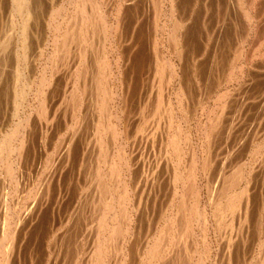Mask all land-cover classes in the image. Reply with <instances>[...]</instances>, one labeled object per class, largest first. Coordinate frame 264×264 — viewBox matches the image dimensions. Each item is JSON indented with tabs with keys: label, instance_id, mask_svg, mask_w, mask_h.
Returning <instances> with one entry per match:
<instances>
[{
	"label": "rangeland",
	"instance_id": "374dc122",
	"mask_svg": "<svg viewBox=\"0 0 264 264\" xmlns=\"http://www.w3.org/2000/svg\"><path fill=\"white\" fill-rule=\"evenodd\" d=\"M83 3L84 5H80ZM15 4V0H0V142L4 138H10L9 145L12 146L3 149V153L0 152V238L13 232L16 243L12 244L9 251H17L14 252L15 256L9 252L11 260L7 264H91L90 252H93L96 240H99L94 235L98 234L96 221H99L101 212H104L102 206L97 204L105 197V200L115 201L113 208L119 210L114 209L117 219L115 225H118V229L122 227V232L117 235L120 237L115 238L114 245H106L107 250L102 251L103 259L111 255L113 259H104L101 264H156L157 261L158 264H264V0H27L31 18L27 23L25 37L21 36L23 15L19 14ZM93 8H96V12L92 11ZM70 18L74 19V25ZM89 25L92 26L91 29H88ZM109 27L111 28L108 29ZM63 29H66V33H63ZM68 33L67 38L64 34ZM79 34H83V39L87 37L86 42L79 38ZM59 41L64 42L60 48L57 46V43L60 45ZM79 48L82 50L79 51ZM62 49L69 51V54L63 53ZM97 58H100L99 61ZM103 59L105 60L102 61ZM100 69L104 71L101 72ZM76 75L80 76L77 79L82 84L75 79ZM99 76L105 77L101 80ZM48 84L51 85L47 86ZM42 87L47 88L42 90ZM41 92L44 93V98ZM112 93H115L113 97ZM73 95L77 96L74 98ZM78 96L80 100L74 104L73 99L77 100ZM121 97L125 99L120 100ZM40 103L47 106H44L43 117L38 115L42 105ZM104 108L110 112H106ZM112 112H116V115ZM25 118L29 120H23ZM110 125L117 126L112 129ZM16 127L17 133L13 135ZM18 141L22 143L21 153L13 149L14 143L20 144ZM173 144L179 147L178 150L173 149ZM175 151H179L177 157L181 155L180 160L174 156L177 153ZM188 162L189 167L186 165ZM8 163H14L11 165L13 176L6 171ZM198 169L203 170L199 172ZM188 173L199 193L195 209L198 214L192 207L195 200L185 194L189 191L186 185ZM107 174H110L109 178ZM235 175L239 179L236 178L232 183ZM99 176H103V179ZM174 187L180 193L183 192L182 196L180 193L178 196L172 194ZM124 190L127 191V198L119 199L124 196ZM96 192L98 193L95 194ZM178 197L182 198L177 200ZM95 204L96 209L93 207ZM230 204L232 205L229 206ZM224 206L225 209H222ZM173 212L179 214L176 216ZM200 214L199 218L196 217ZM118 216L123 217V225ZM202 216L207 218L206 221ZM219 216L220 219L217 218ZM162 228L168 230L164 231ZM123 229H126L125 232ZM138 229L142 231L139 233ZM176 230L181 236L185 233L183 237L186 239L180 237ZM186 233H190L191 237ZM6 236L5 239L8 238ZM177 237L180 238L176 241L181 243L173 244ZM107 238L110 239L108 236ZM168 238H173L170 240L172 243ZM7 243L8 249L10 242ZM156 244L159 246L157 255L152 253ZM150 245L151 248H148Z\"/></svg>",
	"mask_w": 264,
	"mask_h": 264
},
{
	"label": "bare ground",
	"instance_id": "6f19581e",
	"mask_svg": "<svg viewBox=\"0 0 264 264\" xmlns=\"http://www.w3.org/2000/svg\"><path fill=\"white\" fill-rule=\"evenodd\" d=\"M63 1H64V0H63ZM77 1H78V0H77ZM82 1H83V0H82ZM98 1H99V0H98ZM103 1H104V0H103ZM245 1H246V0H245ZM254 1H255V0H254ZM15 2H16L15 7H17V10L20 12L19 14H20V15H21V14L23 15V17H22V18H23V19H22V20H23V22H22L23 25L21 24V25H22V27H21V28H22V29H21L22 32H21V31H20V32L23 34V35H21V36L25 37L24 33H25L26 29H27V23H29L28 21H29L30 18H31V11H30L29 6L27 5V0H15ZM84 2H85V1H84ZM110 2H111V1H110ZM117 2H118V1H117ZM32 3H33V2H32ZM36 3H37V2H36ZM36 3H35V4H36ZM92 3H93V2H92ZM102 3H103V2H102ZM107 3H108V2H107ZM170 3H171V2H170ZM37 4H38V3H37ZM78 4H79V2H78ZM86 4H87V3H86ZM96 4H97V3H96ZM103 4H104V3H103ZM16 5H17V6H16ZM80 5H84V3H83V4H80ZM88 5H89V3H88ZM90 5L92 6V4H90ZM131 5H132V4H131ZM252 5H253V4H252ZM256 5H257V4H256ZM75 6H76V5H75ZM91 6H90V7H91ZM99 6H100V5H99ZM132 6H133V5H132ZM177 6H178V5H177ZM180 6H181V4H180ZM71 7H72V6H71ZM77 7H78V6H77ZM90 7H88V8H90ZM93 7H94V6H93ZM102 7H103V6H102ZM106 7H107V5H106ZM109 7H111V5H110ZM133 7H134V6H133ZM136 7H137V6H136ZM54 8H55V7H54ZM123 8H124V5H123ZM167 8H168V7H167ZM80 9H81V8H80ZM85 9H86V8H85ZM90 9H91V8H90ZM105 9H106V8H105ZM130 9H131V7H130ZM255 9H256V8H255ZM255 9H254V10H255ZM57 10H58V9H57ZM75 10H77V11H76V12H77L76 14H78V12H79L78 9L76 8ZM117 10H118V9H117ZM131 10H132V9H131ZM18 11H16V12H18ZM51 11H52V10H51ZM72 11H73V10H72ZM88 11H89V10H87V12H88ZM92 11H93V12H96V8H93ZM92 11H91V13H92ZM108 11H109V9H108ZM141 11H142V10H141ZM166 11H167V10H166ZM65 12H66V11H65ZM85 12H86V11H85ZM123 12H124V11H123ZM256 12H257V10H256ZM81 13L83 14V11H82ZM81 13H80V14H81ZM98 13H99V11H98ZM101 13H102V12H101ZM124 13H125V12H124ZM134 13H135V12H134ZM180 13H181V12H180ZM76 14H75V15H76ZM87 14H88V13H87ZM96 14H97V13H96ZM116 14H117V13H116ZM116 14H115V15H116ZM52 15H53V14H52ZM85 15H86V14H85ZM94 15H95V14H94ZM100 15H101V14H100ZM100 15H99V16H100ZM128 15H129V14H128ZM176 15H177V14H176ZM13 16H14V15H13ZM18 16H19V15H18ZM79 16H80V15H79ZM83 16H84V14H83ZM87 16H88V15H87ZM133 16H134V15H133ZM34 17H35V16H34ZM71 17H72V16H71ZM74 17H75V16H74ZM84 17H85V16H84ZM84 17H83V18H84ZM89 17H90V16H89ZM92 17H93V16H92ZM102 17H103V15H102ZM102 17H100V21H102ZM120 17H122V16H120ZM175 17H176V16H175ZM175 17H174V18H175ZM72 18H73V17H72ZM87 18H88V17H87ZM90 18H91V17H90ZM95 18H97V16H95ZM104 18H105V17H104ZM104 18H103V20H104ZM118 18H119V17H118ZM127 18H128V17H127ZM170 18H171V17H170ZM68 19H69V18H68ZM92 19H94V18H92ZM12 20H13V19H12ZM70 20H71V18H70ZM72 20H74V19H72ZM72 20H71V21H72ZM75 20H76V18H75ZM80 20H81V19H80ZM84 20H85V19H84ZM90 20H91V19H90ZM128 20H129V19H128ZM175 20H176V18H175ZM88 21H89V20H88ZM95 21H96V20H95ZM95 21L93 20V22H95ZM111 21H112V20H111ZM72 22H73V21H72ZM76 22H77V20H76ZM81 22H82V21H81ZM93 22H92V23H93ZM97 22H98V20H97ZM184 22H185V21H184ZM59 23H60V22H59ZM59 23H58V24H59ZM85 23H86V22H85ZM89 23H91V22L89 21ZM95 23H96V22H95ZM100 23H101V22H100ZM100 23H99V24H100ZM176 23H177V21H176ZM32 24H33V23H32ZM34 24H35V23H34ZM53 24H54V23H53ZM68 24L71 25V23H68ZM78 24H79V23H78ZM78 24L76 23L75 25H78ZM83 24H84V22H83ZM93 24H94V23H93ZM123 24H124V23H123ZM137 24H139V23H137ZM178 24H179V23H178ZM178 24H177V26H178ZM73 25H74V22H73ZM91 25H92V24H91ZM91 25H89L90 27H88V29H89V28L91 29V27H92ZM102 25H103V24H102ZM111 25H112V24H111ZM150 25H151V24H150ZM68 26H69V25H68ZM78 26H79V25H78ZM82 26L84 27L85 25H82ZM96 26H97V24H96ZM100 26H101V25H100ZM112 26H113V25H112ZM138 26H139V25H138ZM177 26H176V27H177ZM61 27H62V26H61ZM64 27H65V26H64ZM64 27H63V28H64ZM71 27H72V26H71ZM162 27H163V26H162ZM176 27H175V28H176ZM185 27H186V26H185ZM58 28H59V27H58ZM68 28H69V27H68ZM72 28L74 29V27H72ZM79 28H80V27H79ZM100 28H101V27H100ZM110 28H111V27H109L108 29H110ZM135 28H136V27H135ZM173 28H174V27H173ZM177 28H179V27H177ZM60 29H61V28H60ZM70 29H71V28H70ZM82 29H83V28H82ZM85 29H86V28H85ZM85 29H84V31H85ZM92 29H93V28H92ZM151 29H152V28H151ZM183 29H184V28H183ZM246 29H247V28H246ZM257 29H258V28H257ZM12 30H13V29H12ZM63 30H64L63 33H66V31H65L66 29H63ZM135 30H136V29H135ZM162 30H163V29H162ZM79 31H80V29H79ZM84 31H81V32H84ZM92 31H93V30H92ZM174 31H175V30H174ZM14 32H15V31H14ZM16 32H17V31H16ZM20 32H19V33H20ZM51 32H52V31H51ZM61 32H62V30H61ZM71 32H72V30H71ZM71 32H70V33H71ZM74 32H75V31H73V34H74ZM86 32H88V31H86ZM89 32H91V31H89ZM118 32H119V31H118ZM147 32H148V31H147ZM17 33H18V32H17ZM58 33H59V31H58ZM160 33H161V32H160ZM172 33H173V32H172ZM258 33H259V32H258ZM14 34H15V33H14ZM14 34H13V35H14ZM32 34H33V33H32ZM61 34H62V33H61ZM75 34H77V33H75ZM88 34H89V33H88ZM137 34H139V33H137ZM141 34H143V33H141ZM10 35H11V34H10ZM17 35H18V34H17ZM19 35H20V34H19ZM51 35H52V34H51ZM65 35H67L66 37L68 38L69 33H68V34H64V36H65ZM82 35H83V34H82ZM82 35L79 34L80 37H79V36H77V37L82 38V37H81ZM92 35H93V34H92ZM103 35H104V34H103ZM168 35H169V34H168ZM172 35H174V34H172ZM176 35H177V33H176ZM11 36H12V35H11ZM62 36H63V35H62ZM62 36H61L60 38H62ZM71 36H72V35H71ZM87 36H88V35H87ZM93 36H94V35H93ZM117 36H118V35H117ZM169 36H170V35H169ZM261 36H262V35H261ZM9 37H10V36H9ZM31 37H33V36H31ZM66 37H64V38L67 39ZM88 37H89V36H88ZM175 37H176V36H175ZM0 38H1V37H0ZM18 38H20V36H18ZM56 38H57V37H56ZM60 38H58V39L60 40ZM86 38H87V37H86ZM86 38H85V39L82 38L83 41L86 42ZM96 38H97V37H96ZM159 38H160V37H159ZM10 39H11V38H10ZM54 39H55V38H54ZM118 39H119V38H118ZM120 39H121V38H120ZM126 39H127V38H126ZM169 39H170V38H169ZM172 39H173V40H176V39H174V38H172ZM30 40H31V38H30ZM45 40H46V39H45ZM61 40H62V39H61ZM63 40H64V39H63ZM76 40H77V41H76ZM167 40H168V39H167ZM4 41H5V40H4ZM52 41H53V38H52ZM56 41H57V40H56ZM70 41H71V39H70ZM75 41L78 42V39L75 38ZM80 41H81V40H80ZM80 41H79V43H81ZM165 41H166V40H165ZM15 42H16V41H15ZM23 42H24V41H23ZM23 42H22V43H23ZM31 42H32V41H31ZM53 42H55V41H53ZM53 42H52V43H53ZM68 42H69V41H68ZM73 42H74V41H73ZM94 42L96 43V41H94ZM101 42H102V41H100V43H101ZM155 42H156V41H155ZM241 42H242V41H241ZM262 42H263V41H262ZM50 43H51V42H50ZM59 43H60V45H58V43H57V46H58V47L61 46V43H64V42H63V41H61V42L59 41ZM71 43H72V42H71ZM139 43H140V42H139ZM139 43H138V44H139ZM184 43H185V42H184ZM68 44H70V43H68ZM82 44L84 45V43H81V45H82ZM93 44H94V43H93ZM119 44H120V43H119ZM70 45H71V44H70ZM70 45H69V46H70ZM78 45H79V44H78ZM81 45H80V46H81ZM176 45H177V44H176ZM176 45H175V46H176ZM20 46H21V45H20ZM23 46H24V45H23ZM29 46H30V44H29ZM66 46H68V45L66 44ZM66 46H65V47H66ZM72 46H73V45H72ZM93 46H94V45H93ZM95 46H96V45H95ZM100 46H101V45H100ZM6 47H7V46H6ZM81 47H82V46H81ZM120 47H121V46H120ZM238 47H240V46H238ZM24 48H25V47H24ZM55 48H56V47H55ZM59 48H60V47H59ZM61 48H62V47H61ZM63 48H64V47H63ZM104 48H105V47H104ZM118 48H119V47H118ZM3 49H4V48H3ZM6 49H7V48H6ZM6 49H5V51H6ZM46 49H47V48H46ZM69 49H71V48H69ZM69 49H67V50H69ZM79 49H80V48H79ZM91 49H93V48H91ZM187 49H188V48H187ZM238 49H239V48H238ZM15 50H16V49H15ZM57 50H58V48H57ZM62 50H63V49H62ZM75 50H76V49H75ZM81 50H82V49H80L79 51H81ZM239 50H240V49H239ZM40 51H41V50H40ZM59 51H60V49H59ZM59 51H58V53H59ZM76 51H77V50H76ZM97 51H98V50H97ZM125 51H126V50H125ZM175 51H176V50H175ZM1 52H2V51H1ZM43 52H44V51H43ZM64 52L67 53V54H69V53H68L69 51H66V50L64 51V50H63V53H64ZM140 52H141V51H140ZM238 52H239V51H238ZM13 53H14V52H13ZM55 53H57L56 50H55ZM81 53L84 54V52H81ZM87 53H88V52H87ZM239 53H240V52H239ZM35 54H36V53H35ZM61 54H62V53H61ZM96 54H97V52H96ZM163 54H164V53H163ZM4 55H5V54H4ZM22 55H23V54H22ZM30 55H31V54H30ZM75 55H77V54H75ZM98 55H99V54H98ZM243 55H244V54H243ZM39 56H40V55H39ZM60 56H62V55H60ZM159 56H160V55H159ZM159 56H158V57H159ZM27 57H28V56H27ZM49 57H50V56H49ZM73 57H74V56H73ZM86 57H87V55H86ZM101 57H102V56H101ZM110 57H111V56H110ZM235 57H236V56H235ZM244 57H245V56H244ZM60 58H61V57H60ZM60 58H59V60H61ZM7 59H8V58H7ZM28 59H29V58H28ZM95 59H96V58H95ZM97 59H98V58H97ZM99 59H100V58H99ZM99 59H98V61H99ZM219 59H220V58H219ZM235 59H236V58H235ZM24 60H25V59H24ZM49 60H50V59H49ZM91 60H92V59H91ZM104 60H105V59H103L102 61H104ZM125 60H126V59H125ZM212 60H213V59H212ZM25 61H26V60H25ZM32 61H33V60H32ZM53 61H54V60H53ZM56 61H57V60H56ZM79 61H80V60H79ZM86 61H87V60H86ZM169 61H170V60H169ZM23 62H24V61H23ZM54 62H55V61H54ZM83 62H84V61H82V63H83ZM117 62H118V61H117ZM179 62H180V61H179ZM188 62H189V61H188ZM31 63H33V62H31ZM51 63H52V62H51ZM58 63H60V62L58 61ZM61 63H62V62H61ZM97 63H98V62H97ZM108 63H109V62H108ZM159 63H160V62H159ZM165 63H166V62H165ZM4 64H5V63H4ZM52 64H53V63H52ZM62 64H63V63H62ZM77 64H78V63H77ZM13 65H14V64H13ZM54 65H55V64H54ZM80 65H81V64H80ZM103 65H104V64H103ZM124 65H125V64H124ZM126 65H127V64H126ZM161 65H162V64H161ZM175 65H176V64H175ZM179 65H180V64H179ZM195 65H196V64H195ZM28 66H29V65H28ZM46 66H47V65H46ZM81 66H82V65H81ZM89 66H90V65H89ZM96 66H97V64H96ZM96 66H95V67H96ZM100 66H101V64H100ZM100 66H99V67H100ZM104 66H105V65H104ZM166 67H167V66H166ZM91 68H92V66H91ZM109 68H110V67H109ZM131 68H132V67H131ZM161 68H162V67H161ZM262 68H263V67H262ZM67 69H69V68H67ZM70 69H71V68H70ZM81 69H82V68H81ZM168 69H170V68H168ZM195 69H196V67H195ZM239 69H241V68H239ZM22 70H23V69H22ZM52 70H53V69H52ZM85 70H86V69H85ZM85 70H84V71H85ZM98 70H99V69H98ZM117 70H118V69H117ZM177 70H178V69H177ZM86 71H87V70H86ZM96 71H97V70H96ZM100 71L102 72V71H104V70H101V69H100ZM105 71H106V70H105ZM164 71H165V70H164ZM195 71H196V70H195ZM79 72H80V71H79ZM98 72H99V71H98ZM107 72H108V71H107ZM125 72H126V71H125ZM96 73H97V72H96ZM103 73H105V72H103ZM160 73H161V72H160ZM196 73H198V71H197ZM228 73H229V72H228ZM78 74H79V73H78ZM105 74H106V73H105ZM105 74H104V75H105ZM167 74H168V73H167ZM203 74H204V73H203ZM22 75H23V74H22ZM66 75H67V74H66ZM81 75H84V74H81ZM94 75L96 76V74H94ZM99 75H100V74H99ZM101 75H102V74H101ZM133 75H134V74H133ZM232 75H233V74H232ZM31 76H32V75H31ZM42 76H44V75H42ZM69 76H70V75H69ZM77 76H79V75H76V76H75V79L78 78ZM84 76H85V75H84ZM128 76H129V75H128ZM181 76H182V75H181ZM203 76H204V75H203ZM73 77H74V76H73ZM85 77H86V76H85ZM99 77H100V76H99ZM102 77H105V76H102ZM102 77H100L101 80H102ZM106 77H107V76H106ZM166 77H168V76H166ZM176 77H177V76H176ZM14 78H15V77H14ZM20 78H21V76H20ZM45 78H46V77H45ZM79 78H80V76H79ZM81 78H83V76H82ZM86 78H87V77H86ZM95 78H96V77H95ZM100 78H99V79H100ZM160 78H161V77H160ZM204 78H205V77H204ZM47 79H48V78H47ZM55 79H56V78H55ZM91 79H92V78H91ZM93 79H94V77H93ZM99 79H97V80H99ZM121 79H122V78H121ZM189 79H190V78H189ZM52 80H53V79H52ZM77 80H78V79H77ZM94 80H95V79H94ZM97 80H96V83L98 82ZM103 80H104V79H103ZM154 80H156V79H154ZM15 81H16V80H15ZM24 81H25V80H24ZM55 81H56V80H55ZM73 81H75V80L73 79ZM84 81H85V79H84ZM86 81H87V80H86ZM99 81H100V80H99ZM144 81H145V80H144ZM158 81H159V80H158ZM164 81H165V80H164ZM218 81H219V80H218ZM40 82H41V81H40ZM45 82H46V81H45ZM78 82H80V81L78 80ZM109 82H110V81H109ZM109 82H108V84H109ZM138 82H139V81H138ZM166 82H167V81H166ZM43 83H44V82H43ZM73 83H74V82H73ZM75 83H76V82H75ZM80 83L82 84L83 82H80ZM100 83H101V82H100ZM105 83H106V82H105ZM117 83H118V82H117ZM164 83H165V82H164ZM76 84H77V83H76ZM81 84H80V85H81ZM101 84H102V83H101ZM106 84H107V83H106ZM41 85H42V83H41ZM49 85H51V84H48L47 86H49ZM89 85H90V83H89ZM96 85L98 86V84H96ZM193 85H195V84H193ZM247 85H248V84H247ZM37 86H38V85H37ZM81 86H83V85H81ZM81 86H80V87H81ZM86 86H87V85H86ZM101 86H102V85H101ZM87 87H88V86H87ZM103 87L106 88V86H103ZM159 87H160V86H159ZM180 87H181V86H180ZM15 88H16V87H15ZM15 88H14V90H15ZM39 88H40V90H41V87H39ZM46 88H47V87H46ZM46 88H44V89H46ZM69 88H70V87H69ZM100 88H101V87H100ZM155 88H157V87H155ZM177 88H178V87H177ZM0 89H2V88H0ZM44 89H43V87H42V90H44ZM49 89H50V88H49ZM72 89H73V88H72ZM90 89H91V87H90ZM97 89H98V88H97ZM114 89H115V88H114ZM189 89H190V88H189ZM80 90H81V89H80ZM100 90H101V89H100ZM116 90H117V89H116ZM116 90H115V92H116ZM179 90H180V89H179ZM202 90H203V89H202ZM46 91H47V90H46ZM46 91H45V92H46ZM52 91H53V90H52ZM73 91H74V90H73ZM76 91H77V90H76ZM82 91H83V90H82ZM82 91H81V92H82ZM109 91H110V90H109ZM109 91H108V92H109ZM111 91H112V90H111ZM111 91H110V92H111ZM120 91H121V90H120ZM166 91H167V90H166ZM13 92H14V91H13ZM77 92H78V91H77ZM79 92H80V91H79ZM97 92H98V91H97ZM102 92H103V91H102ZM122 92H123V91H122ZM124 92H125V91H124ZM128 92H129V91H128ZM161 92H163V91H161ZM243 92H244V91H243ZM41 93H42V92H41ZM105 93H107V92H105ZM120 93H121V92H120ZM178 93H179V92H178ZM224 93H225V92H224ZM13 94H14V93H13ZM17 94H18V93H17ZM17 94H16V95H17ZM43 94H44V93L41 94L42 97L44 96ZM73 94H75V92H74ZM76 94H78V93H76ZM79 94H80V93H79ZM94 94H95V93H94ZM103 94H104V92H103ZM103 94H102V95H103ZM107 94H109V93H107ZM110 94H111V93H110ZM113 94H115V93H112V95H111L112 97H113ZM122 94H123V93H122ZM122 94H121V95H122ZM203 94H204V93H203ZM221 94H222V93H221ZM227 94H228V93H227ZM1 95H2V93H1ZM82 95H83V94H82ZM102 95H101V96H102ZM118 95H119V94H118ZM127 95H128V93H127ZM210 95H211V94H210ZM237 95H238V94H237ZM251 95H252V94H251ZM36 96H37V95H36ZM66 96H69V95H66ZM70 96H71V95H70ZM76 96H77V95H75V97H76ZM72 97H74V95H73ZM72 97H69V98L72 99ZM75 97H74V98H75ZM116 97H117V96H116ZM116 97H115V98H116ZM118 97H119V96H118ZM124 97H125V96H124ZM129 97H130V96H129ZM192 97H193V96H192ZM220 97H221V96H220ZM237 97H238V96H237ZM15 98H17V97H15ZM43 98H44V97H43ZM98 98H99V97H98ZM105 98H107V97H105ZM109 98H110V97H109ZM109 98H108V99H109ZM125 98H126V97H125ZM125 98H122V97H121L120 100H121V99H125ZM149 98H150V97H149ZM153 98H154V97H153ZM163 98H164V97H163ZM179 98H180V97H179ZM179 98H178V99H179ZM210 98H211V97H210ZM76 99H77V98H76ZM90 99H91V98H90ZM118 99H119V98H118ZM128 99H129V98H128ZM188 99H189V98H188ZM237 99H238V98H237ZM25 100H26V99H25ZM32 100H33V99H32ZM36 100H37V99H36ZM47 100H48V98H47ZM73 100H74V104H75L76 101H77V103H78V101L80 100V99H79V96H78V99H77V100H75V99H73ZM184 100H185V99H184ZM235 100H236V99H235ZM34 101H35V100H34ZM40 101H42V99H41ZM44 101H45V99H44ZM51 101H52V100H51ZM53 101H54V100H53ZM125 101H126V100H125ZM12 102H13V101H12ZM32 102H33V101H32ZM62 102H63V101H62ZM102 102H103V100H102ZM110 102H111V101H110ZM112 102H113V101H112ZM118 102H119V101H118ZM168 102H170V101L168 100ZM183 102H187V101H183ZM183 102H182V103H183ZM236 102H237V101H236ZM45 103H46V102H45ZM68 103H69V102H68ZM77 103H76V104H77ZM84 103H85V102H84ZM99 103H101V101H100ZM106 103H109V102H106ZM175 103H176V102H175ZM194 103H195V102H194ZM40 104H42V103H40ZM62 104H63V103H62ZM103 104H104V103H103ZM124 104H125V102H124ZM220 104H221V103H220ZM223 104H224V103H223ZM9 105H10V104H9ZM24 105H25V104H24ZM45 105H46V104H45ZM45 105L42 104L41 107H40V113H41V114L38 112V113H39L38 115H40V116L42 115L41 117H43V114L45 115V108H44ZM104 105H105V104H104ZM190 105H191V104H190ZM221 105H222V104H221ZM28 106H29V105H28ZM68 106H69V105H68ZM101 106H103V105H101ZM101 106H100V107H101ZM107 106H108V105H107ZM20 107H21V106H20ZM45 107H47V106H45ZM72 107H73V106H72ZM72 107H71V108H72ZM78 107H79V106H78ZM97 107H98V106H97ZM122 107H123V106H122ZM154 107H155V106H154ZM53 108H54V107H53ZM61 108H62V107H61ZM220 108H221V107H220ZM56 109H57V108H56ZM104 109H105L106 112H108V113L110 112V111H108V110H109L108 107H107L108 110H107L106 108H104ZM112 109H113V108H112ZM126 109H127V108H126ZM126 109H125V111H126ZM38 110H39V107H38ZM101 110H102V109H101ZM119 110H120V109H119ZM128 110H129V109H128ZM150 110H151V109H150ZM243 110H244V109H243ZM8 111H9V109H8ZM20 111H21V110H20ZM98 111H99V110H98ZM131 111H132V110H131ZM152 111H153V110H152ZM50 112H51V111H50ZM93 112H94V111H93ZM103 112H104V111H103ZM168 112H169V110H168ZM185 112H186V111H185ZM104 113H105V112H104ZM112 113H113L114 116L116 115V112H115V114H114V112H112ZM112 113H111V114H112ZM124 113H125V112H124ZM146 113H147V112H146ZM95 114H96V113H95ZM101 114H103V113H101ZM163 114H164V113H163ZM217 114H218V113H217ZM27 115H28V114H27ZM73 115H74V114H73ZM106 115H107V114H106ZM109 115H110V114H108V116H109ZM146 115H147V114H146ZM223 115H224V114H223ZM225 115H226V114H225ZM225 115H224V116H225ZM33 116H34V115H33ZM55 116H56V115H55ZM99 116H100V115H99ZM163 116H164V115H163ZM212 116H213V115H212ZM214 116H215V115H214ZM214 116H213V117H214ZM20 117H21V116H20ZM95 117H96V116H95ZM106 117H107V116H106ZM27 118H28V117H27ZM39 118H40V117H39ZM58 118H59V117H58ZM101 118H102V117H101ZM119 118H120V117H119ZM140 118H141V117H140ZM154 118H155V117H154ZM81 119H82V118H81ZM97 119H98V118H97ZM166 119H167V118H166ZM177 119H178V118H177ZM223 119H224V118H223ZM227 119H228V118H227ZM23 120L26 121V120H29V119H26V118H25V119H23ZM55 120H56V119H55ZM124 120H125V119H124ZM156 120H157V119H156ZM162 120H163V119H162ZM221 120H222V119H221ZM94 121H95V120H94ZM97 121H98V120H97ZM110 121H112V120H110ZM115 121H116V119H115ZM120 121H122V120H120ZM165 121H166V120H165ZM215 121H216V120H215ZM17 122H18V120H17ZM68 122H69V121H68ZM106 122H107V121H106ZM106 122H104V123L106 124ZM108 122H109V121H108ZM127 122H128V121H127ZM178 122H179V121H178ZM218 122H219V121H218ZM36 123H37V122H36ZM43 123H44V121H43ZM93 123H94V122H93ZM101 123H102V122H101ZM101 123H100V124H101ZM120 123H121V122H120ZM148 123H149V122H148ZM165 123H166V122H165ZM213 123H214V122H213ZM6 124H7V123H6ZM31 124H32V122H31ZM37 124H38V123H37ZM129 124H130V123H129ZM170 124H171V123H170ZM29 125H30V124H29ZM102 125H103V124H102ZM102 125H101V126H102ZM112 125H114V124H112ZM112 125H110V126L112 127ZM132 125H134V124H132ZM132 125H131V126H132ZM15 126H16V125H15ZM103 126H104V125H103ZM103 126H102V127H103ZM116 126H117V125H116ZM116 126H115V127H116ZM131 126H130V127H131ZM150 126H151V125H150ZM150 126H149V127H150ZM152 126H153V125H152ZM164 126H165V125H164ZM222 126H223V125H222ZM29 127H30V126H29ZM88 127H89V126H88ZM102 127H101V128H102ZM104 127H106V125H105ZM115 127H112V129L115 128ZM128 127H129V126H128ZM242 127H243V126H242ZM38 128H39V127H38ZM42 128H43V127H42ZM213 128H214V127H213ZM26 129H27V128H26ZM28 129H29V128H28ZM105 129H106V128H105ZM109 129H110V128H109ZM142 129H143V128H142ZM94 130H95V129H94ZM97 130H98V129H97ZM100 130H103V131H104V129H100ZM100 130H99V131H100ZM110 130H111V129H110ZM134 130H135V129H134ZM144 130H145V128H144ZM150 130H151V129H150ZM173 130H174V129H173ZM223 130H224V129H223ZM106 131H107V130H105V132H106ZM120 131H121V130H120ZM200 131H201V130H200ZM25 132H26V131H25ZM36 132H37V131H36ZM97 132H98V131H97ZM108 132H109V131H108ZM111 132H112V130H111ZM111 132H109V133H111ZM121 132H122V131H121ZM164 132H165V131H164ZM176 132H177V131H176ZM187 132H188V131H187ZM205 132H206V131H205ZM207 132H208V130H207ZM15 133H17V127H16L15 130H13V135H14ZM100 133H101V132H100ZM102 133H103V132H102ZM133 133H134V132H133ZM142 133H143V132H142ZM154 133H155V132H154ZM170 133H171V132H170ZM71 134H72V133H71ZM107 134H108V133H107ZM112 134H113V133H112ZM130 134H131V133H130ZM187 134H188V133H187ZM205 134H206V133H205ZM212 134H213V133H212ZM217 134H219V133H217ZM11 135H12V134H11ZM15 135H16V134H15ZM29 135H30V133H29ZM35 135H36V134H35ZM116 135H117V134H116ZM152 135H153V134H152ZM8 136H9V135H8ZM21 136H22V135H21ZM33 136H34V135H33ZM33 136H32V137H33ZM173 136H174V135H173ZM198 136H199V135H198ZM6 137H7V136H6ZM10 137H11V136H10ZM13 137H14V136H13ZM29 137H30V136H29ZM107 137H108V136H107ZM112 137H113V136H112ZM205 137H206V135H205ZM3 138H4V137H3ZM170 138H171V137H170ZM17 139H18V138H17ZM81 139H82V138H81ZM137 139H138V138H137ZM137 139H136V140H137ZM187 139H188V138H187ZM199 139H200V138H199ZM15 140H16V139H15ZM18 140H19V139H18ZM28 140H29V139H28ZM60 140H61V139H60ZM94 140H95V139H94ZM180 140H181V139H180ZM36 141H37V140H36ZM78 141H79V140H78ZM9 142H10V138H6V139L4 138V141L0 142V152H1L3 149H6L7 147L10 146V145H9ZM18 142H19V141H18ZM20 142H22V139H21ZM20 142H19V143H20ZM26 142H27V141H26ZM28 142H29V141H28ZM34 142H35V141H34ZM41 142H42V141H41ZM174 142H175V141H174V139H173V143H174ZM187 142H188V140H187ZM207 142H208V140H207ZM210 142H211V141H210ZM71 143H72V142H71ZM109 143H110V142H109ZM170 143H171V142H170ZM176 143H177V142H176ZM36 144H37V143H36ZM68 144H69V143H68ZM76 144H77V143H76ZM178 144H179V143H178ZM200 144H201V143H200ZM14 145H15V146H13L14 151H17V152L21 153L20 151H21V148H22V143H20V144H15V143H14ZM105 145L108 146L109 144H105ZM24 146H26L25 143H24ZM45 146H46V145H45ZM70 146H71V145H70ZM107 146H106V147H107ZM128 146H129V144H128ZM172 146L174 147V148H173V147H172V148L175 149V150H178V148H179V147H177L176 144H173ZM185 146H186V144H185ZM210 146H211V145H210ZM11 147H12V146H10V148H11ZM111 147H112V146H111ZM34 148H35V147H34ZM47 148H48V147H47ZM64 148H65V146H64ZM67 148H68V147H67ZM70 148H71V147H70ZM108 148H109V147H108ZM108 148H107V149H108ZM131 148H132V147H131ZM222 148H223V147H222ZM24 149H25V148H24ZM107 149H106V150H107ZM128 149H129V148H128ZM155 149H156V148H155ZM163 149H164V148H163ZM64 150L67 151V149H64ZM69 150H70V149H69ZM121 150H122V149H121ZM182 150H183V149H182ZM107 151H109V150H107ZM179 151H180V150H179ZM179 151H175V152H177V153H175V155H174L175 157H177V154L179 153ZM192 151H193V150H192ZM194 151H195V150H194ZM197 151H198V150H197ZM211 151H212V150H211ZM30 152H31V151H30ZM70 152H71V151H70ZM2 153H3V151H2ZM15 153H16V152H15ZM168 153H169V152H168ZM170 153H171V152H170ZM173 153H174V152H173ZM115 154H116V153H115ZM192 154H193V153H192ZM256 154H257V153H256ZM11 155H12V154H11ZM18 155H19V154H18ZM21 155H22V154H21ZM30 155H31V154H30ZM59 155H60V154H59ZM124 155H125V154H124ZM2 156H3V155H2ZM9 156H10V155H9ZM68 156H69V155H68ZM99 156H100V155H99ZM111 156H113V155H110V157H111ZM119 156H120V154H119ZM180 156H181V155H179V157H180ZM194 156H196L195 153H194ZM200 156H201V155H200ZM30 157H31V156H30ZM54 157H55V156H54ZM62 157H63V155H62ZM62 157H61V158H62ZM110 157H109V158H110ZM120 157H121V156H120ZM179 157H177V159H179ZM229 157H230V156H229ZM10 158L13 159L12 156H11ZM113 158H114V157H113ZM113 158H110V159H113ZM122 158H123V156H122ZM124 158H125V157H124ZM127 158H128V157H127ZM164 158H165V157H164ZM191 158H192V157H190V160H191ZM203 158H204V157H203ZM207 158H208V157H207ZM207 158H205V159H207ZM11 159H9V160H11ZM24 159H25V158H24ZM103 159H104V158H103ZM110 159H108V161H109ZM116 159H117V158H116ZM135 159H136V158H135ZM181 159H182V158H181ZM186 159H188V158H186ZM194 159H195V158H194ZM194 159H193V160H194ZM205 159H204V160H205ZM166 160H167V159H166ZM166 160H165V161H166ZM179 160H180V159H179ZM200 160H201V159H200ZM20 161H21V160H20ZM22 161H23V160H22ZM102 161H103V160H102ZM119 161H120V160H119ZM124 161H126V159H124ZM129 161H130V160H129ZM168 161H169V160H168ZM183 161H184V160H183ZM183 161H181V162H183ZM196 161H197V160H196ZM208 161H209V160H208ZM7 162H8V161H7ZM112 162H113V161H112ZM127 162H128V161H127ZM161 162H162V160H161ZM176 162H178V160H177ZM197 162H198V161H197ZM199 162H200V161H199ZM204 162H205V164H206V161H204ZM252 162H253V161H252ZM100 163H101V162H100ZM119 163H121V162H119ZM171 163H172V162H171ZM173 163H174V162H173ZM173 163H172V164H173ZM194 163H195V162H194ZM194 163H193V164H194ZM109 164H110V163H109ZM130 164H131V163H130ZM174 164H175V163H174ZM182 164H183V163H182ZM187 164L190 165L189 162L186 163V165H187ZM195 164H197V163H195ZM205 164H204V165H205ZM247 164H248V163H247ZM7 165H8V168L6 167V171H8V173L10 174V176H13V170H12L13 168H11V165H14V163H13V164L8 163ZM102 165H103V164H102ZM120 165H121V164H120ZM188 165H187V166H188ZM200 165H201V164H200ZM211 165H212V164H211ZM243 165H244V164H243ZM245 165H246V164H245ZM3 166H4V165H3ZM3 166H2V167H3ZM121 166H125V164H124V165H121ZM144 166H145V165H144ZM172 166H173V165H172ZM172 166H171V167H172ZM180 166H182V165H180ZM198 166H199V165H198ZM240 166H241V165H240ZM247 166H248V165H247ZM14 167H15V166H14ZM115 167H116V165H115ZM178 167H179V166H178ZM188 167H189V166H188ZM188 167H186V168L188 169ZM192 167H193V166H192ZM192 167H191V168H192ZM128 168H129V167H128ZM172 168H173V167H172ZM175 168H176V167H175ZM175 168H174V169H175ZM4 169H5V168H4ZM53 169H54V168H53ZM115 169H116V168H115ZM115 169H114V170H115ZM120 169H121V168H120ZM129 169H130V168H129ZM148 169H149V168H148ZM177 169H178V168H177ZM179 169H180V168H179ZM187 169H185L186 172H187ZM205 169H206V168H205ZM205 169H204V170H205ZM230 169H231V168H229L228 170H230ZM239 169H240V167H239ZM14 170H15V169H14ZM54 170H55V169H54ZM97 170H98V169H97ZM97 170H96V171H97ZM114 170H113V171H114ZM117 170H118V169H117ZM175 170H176V169H175ZM185 170H184V171H185ZM188 170H189V169H188ZM192 170H193V169H192ZM196 170H197V169H196ZM201 170H203V169H201ZM201 170H200V171H201ZM98 171H99V170H98ZM108 171H109V170H108ZM122 171H123V170H122ZM180 171H181V170H180ZM198 171H199V169H198ZM200 171H199V172H200ZM230 171H231V170H230ZM236 171H238V170H236ZM239 171H240V170H239ZM24 172H25V171H24ZM53 172H54V171H53ZM109 172H111V171H109ZM127 172H128V171H127ZM177 172H178V170H177ZM189 172H190V171H189ZM233 172H234V171H233ZM2 173H3V172H2ZM5 173H6V172H5ZM8 173H7V175H8ZM48 173H49V172H48ZM54 173L56 174V172H54ZM54 173H52V176H53ZM97 173H98V172H97ZM114 173H115V172H114ZM116 173L119 174L117 171H116ZM172 173H173V175H174V170H173ZM234 173H235V172H234ZM242 173H243V172H242ZM0 174H1V173H0ZM22 174H23V172H22ZM95 174H96V172H95ZM123 174H124V172H123ZM180 174L182 175V173H180ZM197 174H198V173H197ZM15 175H16V174H15ZM46 175H47V174H46ZM58 175H59V174H58ZM107 175H109V176H108V178H109V177H110V174H107ZM107 175H106V176H107ZM114 175H115V174H114ZM183 175H184V174H183ZM231 175H232V174H231ZM231 175H230V176H231ZM233 175H234V174H233ZM239 175H240V174H239ZM1 176H2V175H1ZM116 176H117V175H116ZM131 176H132V175H131ZM186 176H187V182H188V183L186 182V185H187V189H188L189 191H188V193H185V192H184V193H185V194H189L190 198L195 200V201H194V205H192V207H194L193 210H195L196 207H197V204H198L197 196H198L199 193H198L197 190H195V187H196V186L193 184V179L191 178L190 174L188 173V175L186 174ZM193 176H194V175H193ZM237 176H238V175H235V177L233 176V178H232V183L236 180ZM44 177H45V176H44ZM49 177H50V174H49ZM57 177H58V176H57ZM96 177H97V176L95 175V178H94V179H95V180H94L95 182H96V179H97ZM99 177H101V176H99ZM102 177H103V176H102ZM102 177H101L100 179H103ZM182 177H184V176H182ZM195 177H196V176H195ZM220 177H221V176H220ZM238 177H239V176H238ZM1 178H2V177H1ZM9 178H10V177H9ZM16 178H18V177H16ZM47 178H48V177H47ZM106 178H107V177H106ZM117 178H118V176H117ZM122 178H123V177H122ZM125 178H126V177H125ZM173 178H174V177H173ZM175 178H176V176H175ZM226 178H227V177H226ZM228 178H229V177H228ZM21 179H22V177H21ZM25 179H26V178H25ZM104 179H105V178H104ZM113 179H114V178H113ZM170 179H171V178H170ZM177 179H178V178H177ZM237 179H239V178H237ZM251 179H252V178H251ZM11 180H12V179H11ZM105 180H106V179H105ZM225 180H226V179H225ZM227 180H228V179H227ZM229 180H230V179H229ZM17 181L19 182L18 179H17ZM46 181H47V180H46ZM49 181H50V178H49ZM49 181H48V182H49ZM100 181H102V180H99V182H100ZM113 181H114V180H113ZM116 181H117V179H116ZM121 181H122V180H121ZM131 181H132V180H131ZM131 181H130V182H131ZM133 181H134V180H133ZM181 181L183 182V179H182ZM7 182H8V181H7ZM15 182H16V179H15ZM15 182H14V184H16ZM97 182H98V181H97ZM106 182H107V181H105V183H106ZM110 182H111V181H110ZM119 182H120V181H119ZM122 182H123V181H122ZM173 182H174V181H173ZM175 182H176V181H175ZM195 182H196V181H195ZM195 182H194V183H195ZM221 182H223V181H221ZM226 182H227V181H226ZM19 183H20V182H19ZM21 183H22V182H21ZM46 183H47V182H46ZM113 183H114V182H113ZM131 183H132V182H131ZM179 183H180V182H179ZM179 183H178V184H179ZM183 183H184V182H183ZM212 183H214V182H212ZM223 183H224V182H223ZM228 183H229V182H228ZM238 183H239V182H238ZM7 184H8V183H7ZM98 184H99V183H98ZM98 184H97V185H98ZM109 184H110V183H109ZM127 184H128V183H127ZM140 184H141V182H140ZM175 184H176V183H175ZM196 184H197V183H196ZM198 184H199V183H198ZM215 184H216V183H215ZM234 184H235V183H234ZM21 185H22V184H21ZM47 185H48V184H47ZM95 185H96V184H95ZM99 185H100V184H99ZM122 185H123V184H122ZM124 185H125V184H124ZM225 185H226V184H225ZM228 185H229V184H228ZM230 185H231V184H230ZM2 186H3V185H2ZM111 186H113V185H111ZM128 186H129V185H128ZM157 186H158V185H157ZM177 186H178V185H177ZM223 186H224V185H223ZM232 186H233V185H232ZM249 186H250V184H249ZM21 187H22V186H21ZM59 187H60V186H59ZM105 187H106V186H105ZM107 187H108V185H107ZM131 187H132V186H131ZM175 187H176V186H175ZM175 187H174V188H175ZM179 187H180V186H179ZM209 187H210V186H209ZM228 187H229V186H228ZM113 188H114V187H113ZM115 188H116V186H115ZM115 188L113 189L114 191L116 190ZM125 188H127V185H126ZM128 188H129V187H128ZM210 188H211V187H210ZM223 188L225 189V186H224ZM0 189H1V188H0ZM2 189H3V188H2ZM95 189H96V188H95ZM104 189H105V188H104ZM119 189H120V188H119ZM156 189H157V188H156ZM156 189H155V190H156ZM220 189H221V188H220ZM233 189H234V188H233ZM240 189H241V188H240ZM252 189H253V188H252ZM96 190H97V189H96ZM101 190H102V189H101ZM107 190H108V189H107ZM129 190H130V189H129ZM137 190H139V189H137ZM171 190H172V189H171ZM180 190H182V189H180ZM198 190H199V189H198ZM218 190H219V189H218ZM250 190H251V189H250ZM39 191H40V190H39ZM41 191H42V190H41ZM114 191H113V192H114ZM118 191H119V190H118ZM173 191H174V192H173ZM173 191H172V192H173L172 194H175V195H177V196H178V194L180 193V192L178 191L177 188H175ZM185 191H186V190H185ZM207 191H208V190H207ZM207 191H206V192H207ZM220 191H221V190H220ZM230 191H231V190H230ZM238 191H239V190H238ZM8 192H9V191H8ZM105 192H106V191H105ZM116 192H117V191H116ZM126 192H127V191L124 190V192H123V193H124V196H121V198H119V199H124V197L127 196V195H126ZM134 192H135V191H134ZM134 192H133V193H134ZM5 193H6V192H5ZM12 193H13V192H12ZM41 193H42V192H41ZM97 193H98V192H96L95 194H97ZM100 193H101V192H100ZM100 193H99V195H100ZM149 193H150V192H149ZM152 193H153V192H152ZM181 193H183V192H181ZM181 193H180L179 195H181ZM15 194H17V193H15ZM101 194H103V192H102ZM106 194H107V193H106ZM118 194H119V193H118ZM121 194H122V193H120V195H121ZM131 194H132V193H131ZM160 194H161V193H160ZM235 194H236V193H235ZM104 195H105V193H104ZM111 195H112V194H111ZM125 195H126V196H125ZM145 195H146V194H145ZM175 195H173V196L175 197ZM219 195H220V194H219ZM219 195H218V196H219ZM221 195H222V193H221ZM12 196H13V195H12ZM18 196H19V195H18ZM26 196H27V195H26ZM36 196H37V194H36ZM41 196H42V195H41ZM105 196H106V195H105ZM113 196H118V195H113ZM113 196H111V197H113ZM181 196H182V195H181ZM183 196H184V195H183ZM229 196H230V195H229ZM10 197H11V196H10ZM94 197H95V196H94ZM98 197H99V196H98ZM169 197H170V196H169ZM174 197H173V198H174ZM199 197H200V196H199ZM224 197H225V196H224ZM96 198H97V196H96ZM99 198H100V197H99ZM105 198H106V197H105ZM105 198H104V200H101V202H100L101 205H100V204H97V205H99V206H102L104 212H103V214H102V212H101L102 215L100 214V217L98 218L99 221H98V222L96 221V223H98V225L95 224V225H96L95 227L98 228V234H94V235H97V237H99V240H96V246H94L95 248L92 247L94 250H93V252H90V253H92V255H91V260H90V261H91V264H94V262H95V264H101V263L103 262L104 259H109V258L112 256V255H111V256L108 257V258L104 257V259H103V253H102V251L104 250V252H105V251L107 250L106 247H108L109 244L114 245V243H115V242H114V241H115V238L117 239L118 237H120V236L117 237V235H119V234L122 232V230L120 231V228H122V227H120V228L118 229V225H115V224H117V223H116V220H117V219H116V217H115V210H114V209H117V208H113V207H114L113 205L115 204V201H114V200H111V199H110V200H105ZM116 198H118V197H116ZM126 198H127V197H126ZM126 198H125V199H126ZM131 198H133V197H131ZM142 198H143V197H142ZM178 198H179V199H177V200H180L182 197H181V198L178 197ZM17 199H18V198H17ZM48 199H49V198H48ZM97 199H98V198H97ZM107 199H108V198H107ZM133 199H134V198H133ZM174 199H175V198H174ZM188 199H189V198H188ZM201 199H202V198H201ZM214 199H215V197L213 198V200H214ZM228 199H229V198H228ZM94 200H95V199H94ZM136 200H137V199H136ZM116 201H117V200H116ZM122 201H124V200H122ZM141 201H143V200H141ZM170 201H171V200H170ZM170 201H169V202H170ZM207 201H209V199H208ZM211 201H212V199H211ZM216 201H217V200H216ZM12 202H13V201H12ZM89 202H90V201H89ZM127 202H129V200H128ZM133 202H134V201H133ZM183 202H185V201H183ZM192 202H193V201H191V203H192ZM214 202H215V201H214ZM218 202H219V200H218ZM222 202H223V201H222ZM225 202H226V201H225ZM232 202H233V201H232ZM243 202H244V201H243ZM17 203H18V202H17ZM120 203H121V202H120ZM122 203H123V202H122ZM130 203H131V202H130ZM130 203H129V204H130ZM174 203H175V202H174ZM179 203H180V201H179ZM189 203H190V202H189ZM189 203H188V204H189ZM191 203H190V204H191ZM220 203H221V201H220ZM228 203H229V202H228ZM116 204H117V205H120L119 202H116ZM134 204H135V203H134ZM146 204H148V203H146ZM146 204H145V205H146ZM168 204H169V203H168ZM182 204H183V203L180 204V209H182ZM190 204H189V205H190ZM208 204H209V202H208ZM212 204H213V203H212ZM222 204H224V203H222ZM225 204H226V203H225ZM251 204H252V203H251ZM11 205H12V204H11ZM13 205H15V204H13ZM97 205L95 204L93 207L95 208V206H97ZM231 205H232V204H230L229 206H231ZM241 205H242V204H241ZM243 205H244V204H243ZM23 206H24V205H23ZM43 206H44V205H43ZM142 206H143V205H142ZM154 206H155V204H154ZM185 206H187V205H185ZM190 206H191V205H190ZM199 206H200V205H199ZM212 206H213V205H212ZM215 206H216V205H215ZM229 206H228V207H229ZM8 207H9V206H8ZM13 207H14V206H13ZM27 207H28V206H27ZM116 207H117V206H116ZM118 207H119V206H118ZM162 207H163V206H162ZM172 207H173V205H172ZM203 207H204V206H203ZM205 207H206V206H205ZM245 207H246V206H245ZM136 208H137V207H136ZM155 208H156V207H155ZM187 208H188V207H187ZM216 208H217V207H216ZM219 208H220V207H219ZM6 209H7V208H6ZM95 209H96V208H95ZM122 209L125 210L126 208H125V209L122 208ZM153 209H154V208H153ZM162 209H163V208H162ZM183 209H184V208H183ZM201 209H202V210H205L204 208H201ZM213 209H215V207H213ZM213 209H212V211H213ZM217 209H218V208H217ZM222 209H225V206H224ZM222 209H220V210H222ZM8 210H9V208H8ZM117 210H118V209H117ZM123 210H122V213H124ZM126 210H127V209H126ZM130 210H131V209H130ZM160 210H161V209H160ZM160 210H159V211H160ZM168 210H169V209H168ZM178 210H179V209H178ZM185 210H186V209H185ZM21 211H22V210H21ZM27 211H28V210H27ZM96 211H97V210H96ZM118 211H119V210H118ZM133 211H134V210H133ZM143 211H144V210H143ZM172 211H173V210H172ZM172 211H171V212H172ZM174 211H175V209H174ZM183 211H184V210H183ZM187 211H188V210H187ZM195 211H196L197 214L199 213V212H197V210H195ZM195 211H194V212H195ZM198 211H201V210H198ZM208 211H209V210H208ZM208 211H205V212H208ZM218 211H219V209H218ZM218 211H217V212H218ZM8 212H9V211H8ZM29 212H30V211H29ZM175 212H176V211H175ZM189 212H190V211H189ZM202 212H203V211H201L200 213H202ZM210 212H211V211H210ZM215 212H216V210H215ZM217 212H216V213H217ZM3 213H4V212H3ZM47 213H48V212H47ZM63 213H64V212H63ZM122 213H121V214H122ZM127 213H130V212H127ZM132 213H133V212H131V214H132ZM136 213H137V211H136ZM136 213H134V214L136 215ZM173 213H174V212H173ZM191 213H192V210H191ZM211 213H212V212H211ZM165 214H166V213H165ZM174 214H175V213H174ZM178 214H179V212H178ZM178 214H175V215L177 216ZM186 214H187V213H186ZM208 214H209V213H208ZM212 214H213V213H212ZM218 214H219V213H218ZM97 215H99V214H97ZM169 215H170V214H169ZM181 215H182V214H181ZM181 215H180V216H181ZM187 215H189V214H187ZM191 215H192V214H191ZM191 215H190V216H191ZM193 215H194V214H193ZM214 215H215V213H214ZM240 215H241V214H240ZM6 216H8V215H6ZM14 216H15V215H14ZM67 216H68V215H67ZM119 216H122V215H119ZM119 216H118V218H119ZM127 216H128V214H127ZM133 216H134V215H133ZM173 216H174V215H173ZM183 216H184V215H183ZM185 216H186V215H185ZM190 216H189V217H190ZM200 216H201V214L198 215V216H196V217L199 218ZM244 216H245V213H244ZM246 216H247V215H246ZM36 217H37V216H36ZM44 217H45V216H44ZM124 217H125V216H124ZM131 217H132V216H131ZM140 217H141V216H140ZM168 217H169V216H168ZM189 217H188V220H189ZM193 217H194V216H193ZM202 217H204V216H202ZM206 217H207V216H206ZM214 217H215V216H214ZM214 217H213V219H214ZM227 217H229V216H227ZM6 218H7V217H6ZM120 218H121V217H120ZM120 218H119V219H120ZM126 218H127V217H126ZM145 218H146V217H145ZM163 218H164V217H163ZM186 218H187V216H186ZM217 218L220 219V216L217 217ZM222 218H223V217H222ZM239 218H240V217H239ZM4 219H5V218H4ZM66 219H67V218H66ZM98 219H97V220H98ZM121 219L123 220V217H122ZM128 219H130V218H128ZM139 219H140V218H138V220H139ZM175 219H177L176 221H178V218H177V217H176ZM194 219H195V218H194ZM200 219H201V218H200ZM202 219H203V218H202ZM204 219H205V221H206L207 218L204 217ZM208 219H209V218H208ZM215 219H216V217H215ZM248 219H249V218H248ZM7 220H8V219H7ZM29 220H30V219H29ZM122 220H121V222H122V225H123L124 220H123V221H122ZM125 220H126V219H125ZM152 220H153V219H152ZM158 220H159V219H158ZM18 221H19V220H18ZM30 221H31V220H30ZM126 221H127V220H126ZM131 221H132V220H131ZM131 221H130V222H131ZM135 221H136V219H135ZM142 221H143V220H142ZM154 221H155V220H154ZM164 221H165V220H164ZM164 221H163V222H164ZM186 221H187V220H186ZM192 221H193V220H192ZM236 221H237V220H236ZM21 222H22V221H21ZM117 222H118V221H117ZM130 222H129V223H130ZM168 222H169V221H168ZM168 222H167V223H168ZM172 222H173V221H172ZM179 222H180V221H179ZM199 222H200V221H199ZM13 223H14V220H13ZM136 223H137V222H136ZM157 223H159V222L157 221ZM181 223H182V222H181ZM183 223H184V222H183ZM201 223H202V222H201ZM204 223H205V222H204ZM223 223H225V222H223ZM7 224H8V223H7ZM23 224H24V223H23ZM75 224H76V223H75ZM138 224H139V223H138ZM168 224H169V223H168ZM172 224H173V223H172ZM193 224H194V223H193ZM195 224H196V223H195ZM132 225H133V224H132ZM142 225H143V224H142ZM149 225H150V224H149ZM177 225H178V224H177ZM202 225H203V224H202ZM219 225H220V224H219ZM4 226H5V225H4ZM128 226H129V225H128ZM128 226H127V227H128ZM139 226H140V224L138 225V227H139ZM155 226H156V225H155ZM157 226H158V224H157ZM168 226H170V225H168ZM168 226L166 225V227H168ZM181 226H182V225H181ZM194 226H195V225H194ZM198 226H199V225H198ZM204 226H205V225H204ZM220 226H221V225H220ZM254 226H255V225H254ZM7 227H8V226H7ZM13 227H14V226H13ZM71 227H72V225H71ZM113 227H115V228H113ZM133 227H134V226H133ZM136 227H137V226H136ZM170 227H171V226H170ZM174 227H175V226H174ZM186 227H187V225H186ZM244 227H245V226H244ZM250 227H251V226H250ZM134 228H135V227H134ZM140 228H141V227H140ZM140 228H139V229H140ZM155 228H156V227H155ZM227 228H228V227H227ZM26 229H27V228H26ZM128 229H129V228H128ZM131 229H132V228H131ZM139 229H138V230H139ZM141 229H142V228H141ZM150 229H151V228H150ZM163 229H164V228H162V230H163ZM187 229H188V228H187ZM205 229H206V228H205ZM123 230H124L123 232H125L126 229H123ZM157 230H158V229H157ZM157 230H155V231H157ZM162 230H161V231H162ZM167 230H168V229H164V231H167ZM178 230H180V229H178ZM178 230H176V231H178ZM184 230L187 231L186 229H184ZM189 230H190V229H189ZM225 230H226V229H225ZM57 231H59V230H57ZM63 231H64V230H63ZM130 231H132V230H130ZM136 231H137V228H136ZM141 231H142V230H141ZM141 231L139 230V233H140ZM176 231H175V232H176ZM192 231H193V230H192ZM5 232H6V231H5ZM134 232H135V231L133 230V233H134ZM153 232H154V230H153ZM180 232H181V230H180ZM180 232L178 231V232H176V233H179V234H180ZM18 233H19V232H18ZM25 233H26V232H25ZM54 233H55V232H54ZM95 233H96V231H95ZM127 233H128V232H127ZM131 233H132V232H131ZM137 233H138V232H137ZM154 233H156V232H154ZM203 233H204V232H203ZM2 234H3V233H2ZM2 234H1V235H2ZM171 234H172V233H171ZM184 234H185V233H184ZM184 234H183V235H184ZM186 234H189V236L191 235L190 233H186ZM4 235H5V233H4ZM6 235H7V236H6ZM6 235H5V236L8 237L7 239H5V236H3V238H0V264H5V263L7 264V263H8V260H11V258H9V255H8V254H9L10 251L12 252V250L9 251V249L12 248V244H15V243H16V242H15V239H13V237H14V233H13V232H12L11 235H9V234H7V233H6ZM30 235H31V234H30ZM131 235H132V234H131ZM158 235H159V234H158ZM165 235H166V234H165ZM172 235L174 236V234H172ZM183 235L181 236V234H180V237L185 238V237H183ZM221 235H222V234H221ZM225 235H226V234H225ZM19 236H20V234H19ZM52 236H53V235H52ZM52 236H51V237H52ZM54 236H55V235H54ZM107 236H108L110 239H108ZM127 236H128V235H127ZM127 236H126V237H127ZM141 236H142V235H141ZM178 236H179V235H178ZM184 236H185V235H184ZM189 236H188V237H189ZM201 236H202V235H201ZM216 236L218 237V235H216ZM0 237H1V236H0ZM122 237H124V236H122ZM137 237H139V236H137ZM157 237H158V236H157ZM163 237H165V236H163ZM180 237L174 238V239H175V242H173V244L176 243V242H177L176 239L179 240ZM190 237H191V236H190ZM226 237H227V236H226ZM15 238H17V237H15ZM19 238H20V237H19ZM66 238H67V236H66ZM106 238H107V240H106ZM143 238H144V237H143ZM145 238H146V237H145ZM200 238H201V237H200ZM204 238H205V236H204ZM206 238H207V237H206ZM231 238H232V237H231ZM17 239H18V238H17ZM21 239H22V236H21ZM23 239H24V238H23ZM56 239H57V238H56ZM119 239H120V238H119ZM129 239H130V238H129ZM160 239H161V238H160ZM171 239H173V238H171ZM171 239H170V240H171ZM185 239H186V238H185ZM185 239H184V240H185ZM190 239H191V238H190ZM5 240H7L8 243L10 242V243H9L10 246H9L8 249H7V246H6V243H7V242H6ZM13 240H14V241H13ZM65 240H67V239H65ZM154 240H155V239H153V241H154ZM161 240H162V239H161ZM166 240H167V238H166ZM168 240H169V238H168ZM170 240H169V241H170ZM180 240H181V239H180ZM191 240H192V239H191ZM193 240H194V239H193ZM203 240H204V239H203ZM17 241H20V239H18ZM28 241H29V240H28ZM28 241H27V242H28ZM57 241H58V240H57ZM70 241H71V240H70ZM116 241H117V240H116ZM126 241H127V240H126ZM128 241H129V240H128ZM128 241H127V242H128ZM147 241H148V240H147ZM169 241H168V242H169ZM173 241H174V240H173ZM182 241H183V239H182ZM205 241H206V240H205ZM5 242H6V243H5ZM14 242H15V243H14ZM62 242H63V240H62ZM65 242H66V241H65ZM113 242H114V243H113ZM121 242H122V241H121ZM132 242H133V241H132ZM140 242H141V241H140ZM144 242H145V241L143 240V243H144ZM151 242H152V241H151ZM168 242H167V243H168ZM178 242H179V241H178ZM178 242H177V243H178ZM195 242H196V241H194V243H195ZM201 242H202V241H201ZM8 243H7V244H8ZM112 243H113V244H112ZM117 243H118V241H117ZM141 243H142V242H141ZM170 243H172V241H170ZM179 243H181V241H180ZM182 243H183V245H184V242H182ZM186 243H188L187 240H186ZM190 243H191V242H190ZM205 243H206V242H205ZM223 243H224V242H223ZM17 244H18V242H17ZM17 244H16V245H17ZM60 244H61V243H60ZM93 244H94V242L92 243V246H93ZM122 244H123V243H122ZM124 244H125V243H124ZM131 244H132V243H131ZM148 244H149V243H148ZM148 244H147V245H148ZM152 244H155V243H152ZM168 244H169V243H168ZM188 244H189V243H188ZM191 244H192V243H191ZM197 244H198V243H197ZM201 244H202V243H201ZM229 244H230V243H229ZM28 245H29V243H28ZM106 245H107V246H106ZM129 245H130V243H129ZM145 245H146V244H145ZM163 245H164V244H163ZM183 245H182V246H183ZM198 245H200V244H198ZM105 246H106V247H105ZM115 246H117V244H116ZM115 246H112V247L116 248ZM133 246L136 247V245H133ZM160 246H162V245L160 244ZM195 246H196V245H195ZM222 246H223V245H222ZM15 247H16V246H15ZM15 247L13 246L14 249H17V248H15ZM55 247H56V246H55ZM110 247H111V246H110ZM122 247H123V246H122ZM126 247H127V246H126ZM147 247H148V246H147ZM164 247H165V246H164ZM177 247H178V246H177ZM179 247H180V246H179ZM197 247H198V246H197ZM203 247H204V246H203ZM20 248H22V247H20ZM57 248H58V247H57ZM63 248H64V247H63ZM104 248H105V249H104ZM148 248H151V245H150V247H148ZM161 248H162V247H161ZM161 248H160V249H161ZM165 248H166V247H165ZM168 248H170L169 245H168ZM183 248H186V247L184 246ZM230 248H231V247H230ZM119 249H121V248L119 247ZM123 249H125V248H123ZM157 249H159V246L156 244V245L153 246V251H152V253H153V254L155 253V255H157L158 252H159V250L157 251ZM206 249H207V248H206ZM108 250H109V249H108ZM114 250H115V249H114ZM114 250H113V251H114ZM116 250H117V249H116ZM133 250H135V249H133ZM187 250H188V248H187ZM200 250H201V249H200ZM204 250H205V249H204ZM204 250H203V251H204ZM15 251H16V250H14V252H15ZM31 251H32V250H31ZM55 251H56V250H55ZM127 251H128V249H127ZM138 251H139V250L137 249L136 253H137ZM143 251H144V250H143ZM160 251H161V250H160ZM176 251H178V250H176ZM203 251H202V252H203ZM209 251H210V250H209ZM229 251H230V250H229ZM14 252H12V253L14 254ZM16 252H17V251H16ZM16 252H15V253H16ZM111 252H112V250L110 251V253H111ZM114 252H116V251H114ZM140 252H141V251H140ZM146 252H148V251H146ZM172 252H173V251H172ZM190 252H191V251H190ZM195 252H196V251H195ZM224 252H225V251H224ZM59 253H60V252H59ZM138 253H139V252H138ZM138 253H137V254H138ZM161 253H162V252H161ZM167 253H169V252H167ZM191 253H192V252H191ZM206 253H207V252H206ZM13 254H12V255H13ZM104 254H105V253H104ZM128 254H129V253H128ZM134 254H135V253H134ZM199 254H200V253H199ZM199 254H198V255H199ZM208 254H209V253H208ZM231 254H232V253H231ZM10 255H11V254H10ZM29 255H30V254H29ZM145 255H146V254H145ZM155 255H154V256H155ZM161 255H162V254H161ZM172 255H173V254H172ZM181 255H182V254H181ZM193 255H194V254H193ZM198 255H196V256H198ZM200 255H201V254H200ZM13 256H15V254H14ZM107 256H108V255H107ZM114 256H115V255H114ZM133 256H134V255H133ZM135 256H137V255H135ZM140 256H141V255H140ZM159 256H160V255H159ZM159 256H158V258H159ZM182 256H183V255H182ZM202 256L204 257V255H202ZM209 256H210V255H209ZM225 256H226V255H225ZM225 256H223V257H225ZM22 257H23V256H22ZM58 257H59V256H58ZM61 257H62V256H61ZM88 257H90V256L88 255ZM116 257H117V256H116ZM116 257H115V258H116ZM119 257H120V255H119ZM123 257H124V256H123ZM123 257H122V258H123ZM127 257H129V256H127ZM149 257H150V255H149ZM152 257H153V255H152ZM160 257H161V256H160ZM175 257H176V256H175ZM199 257H201V256H199ZM236 257H237V256H236ZM122 258H121V259H122ZM140 258H141V257H140ZM146 258H148V257H146ZM165 258H166V257H165ZM184 258H185V257H184ZM189 258H190V257H189ZM201 258H202V257H201ZM205 258H206V257H204V259H205ZM208 258H209V257H208ZM28 259H29V258H28ZM57 259H58V258H57ZM57 259H56V260H57ZM111 259H113V258L111 257ZM111 259H109V260H111ZM126 259H127V258H126ZM135 259H136V258H135ZM138 259H139V258H138ZM138 259H137V260H138ZM150 259H151V258H150ZM152 259H153V258H152ZM177 259H178V258H177ZM191 259H192V258H191ZM5 260H6L7 262H6ZM23 260H24V259H23ZM87 260H88V259H87ZM178 260H179V259H178ZM189 260H190V259H189ZM189 260H188V261H189ZM199 260H201V259H199ZM224 260H225V259H224ZM230 260H231V259H230ZM126 261H127V260H126ZM138 261H139V260H138ZM141 261H143V260H141ZM144 261H145V260H144ZM165 261H166V260H165ZM172 261H173V260H172ZM191 261H192V260H191ZM133 262H134V261H133ZM133 262H132V263H133ZM148 262H150V261L148 260ZM148 262H146V263H148ZM152 262H153V261H152ZM155 262H156V261H155ZM169 262H170V261H169ZM174 262H176V261H174ZM196 262H197V261H196ZM214 262H215V260H214ZM20 263H21V262H20ZM116 263H117V262H116ZM116 263H115V264H116ZM134 263H136V262H134ZM134 263H133V264H134ZM199 263H200V262H199ZM201 263H204V262H202V260H201ZM208 263H210V261H208ZM212 263H213V262H212ZM241 263H242V262H241ZM32 264H33V263H32ZM46 264H47V263H46ZM106 264H108V263L106 262ZM125 264H126V263H125ZM156 264H158V261H157ZM162 264H163V263H162ZM195 264H196V263H195ZM204 264H205V263H204Z\"/></svg>",
	"mask_w": 264,
	"mask_h": 264
}]
</instances>
